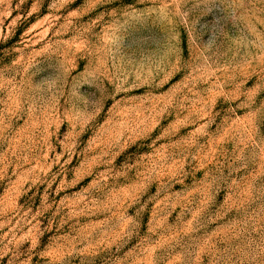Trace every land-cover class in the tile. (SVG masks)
Wrapping results in <instances>:
<instances>
[{
	"label": "rangeland",
	"instance_id": "rangeland-1",
	"mask_svg": "<svg viewBox=\"0 0 264 264\" xmlns=\"http://www.w3.org/2000/svg\"><path fill=\"white\" fill-rule=\"evenodd\" d=\"M0 264H264V0H0Z\"/></svg>",
	"mask_w": 264,
	"mask_h": 264
}]
</instances>
